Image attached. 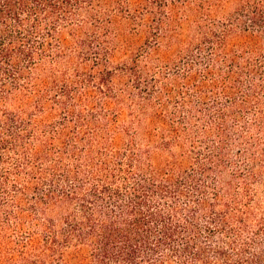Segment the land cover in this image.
<instances>
[{"label": "trees", "instance_id": "obj_1", "mask_svg": "<svg viewBox=\"0 0 264 264\" xmlns=\"http://www.w3.org/2000/svg\"><path fill=\"white\" fill-rule=\"evenodd\" d=\"M0 264H264V0H0Z\"/></svg>", "mask_w": 264, "mask_h": 264}, {"label": "rangeland", "instance_id": "obj_2", "mask_svg": "<svg viewBox=\"0 0 264 264\" xmlns=\"http://www.w3.org/2000/svg\"><path fill=\"white\" fill-rule=\"evenodd\" d=\"M204 57L206 58V55H204ZM203 68L204 67L202 65H196L195 66V72L197 74V77L199 78L200 84H205L206 85V76L204 75L205 71H204Z\"/></svg>", "mask_w": 264, "mask_h": 264}]
</instances>
